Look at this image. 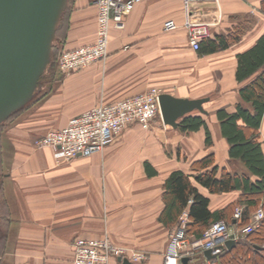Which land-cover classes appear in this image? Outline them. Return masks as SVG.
Wrapping results in <instances>:
<instances>
[{
  "label": "crops",
  "instance_id": "1",
  "mask_svg": "<svg viewBox=\"0 0 264 264\" xmlns=\"http://www.w3.org/2000/svg\"><path fill=\"white\" fill-rule=\"evenodd\" d=\"M71 15L55 43L58 51L94 40L95 0H75ZM192 17L212 24L209 40L229 34H237L238 40L212 53L193 51L185 28ZM85 18L92 22L90 35L82 32ZM167 19L175 20L179 28L164 33L162 23ZM263 33L264 0H143L121 28L111 29L104 62L70 73L61 72L58 65L47 71L31 101L0 128V264H71V242L78 237H107L115 245L149 256L143 263L128 264H163L169 234L186 216L184 212L174 225L160 219L165 208L163 185L173 171L189 175L192 185L209 199L211 212L228 209L231 229L238 228L233 213L243 205L241 191L209 193L195 182L198 172L191 166L212 153L219 170L247 174L238 160L228 157V143L215 112L224 108L233 113L242 103L238 90L256 74L238 82L237 57ZM150 87L178 98L209 97L203 105L207 114H191L205 121L212 145L205 142L204 127L185 132L177 127L167 130L166 137L175 144L165 151L154 141L161 130L135 125L145 132L136 144H126L135 132L126 131L101 153L65 163L55 161L53 149L35 146L48 131L65 126L82 112ZM259 137L264 154V113ZM190 261L206 264L208 260L198 253ZM110 264L125 263L114 258Z\"/></svg>",
  "mask_w": 264,
  "mask_h": 264
},
{
  "label": "built area",
  "instance_id": "2",
  "mask_svg": "<svg viewBox=\"0 0 264 264\" xmlns=\"http://www.w3.org/2000/svg\"><path fill=\"white\" fill-rule=\"evenodd\" d=\"M142 1L95 0L94 40L88 45L63 51L57 60L60 71L70 73L96 62H104L108 56L111 29L121 28L124 18ZM210 1L213 0H184L185 3ZM211 25L210 22L195 17L185 23L188 44L193 51H197L200 43L210 37ZM178 28L177 22L173 19H167L162 23L164 33L174 32ZM162 93L161 88L150 87L143 93L114 103L96 105L71 118L65 126L48 131L35 142V146L53 149L54 159L59 164L101 153L127 126L138 125L147 130L154 119L161 120L159 96ZM241 214L242 210L235 208L233 219L239 220ZM263 216L264 211L259 209L251 223L236 229H231L230 224L221 220L211 224L199 239L190 240L185 233L187 218L183 216L179 225L169 235L163 264H180L182 258H192L204 250L218 254L227 240H237L256 229ZM71 249V264H110L114 258L126 259L131 263H143L149 258L145 251L115 245L107 237L101 239L78 237L71 242ZM206 264L214 262L208 260Z\"/></svg>",
  "mask_w": 264,
  "mask_h": 264
},
{
  "label": "trees",
  "instance_id": "3",
  "mask_svg": "<svg viewBox=\"0 0 264 264\" xmlns=\"http://www.w3.org/2000/svg\"><path fill=\"white\" fill-rule=\"evenodd\" d=\"M68 4L57 25L51 47L50 63L40 77L37 89L45 73L52 71L55 64L57 65V62H52V57L56 49L55 43L59 40L58 32L64 17L71 12V9L68 11ZM236 40H238L237 34H229L227 37L219 36L215 40L208 38L200 43L196 52L212 53L224 50ZM63 51L65 50L58 51L57 60ZM237 60L236 79L238 82L246 81L252 75H256L239 88L242 103L235 105L233 113H228L224 108L217 109L215 113L219 121L220 133L228 143V157L238 160L247 170V174H231L226 169L219 170L214 165L212 153L194 162L191 167L198 172L194 176L195 182L207 189L209 193L241 191L240 201L243 202V208L240 219L236 220V225L244 227L249 223L251 214L264 199V154L259 140V127L264 113V33L252 48L239 54ZM27 104L13 112L0 124V128ZM201 127L205 129V142L207 145H212L210 132L201 116L190 113L182 117L177 129L185 132L197 131ZM147 174L155 175V171H148ZM163 189L165 208L160 216L161 221L165 225L177 224L179 217L186 212L185 233L190 238L199 239L203 232L215 222L224 220L228 224L231 223L228 209L210 211L209 199L200 194L198 189L192 185L189 175L181 171L171 172L164 182ZM262 207L264 208V204ZM2 241L0 233V253ZM213 262L216 264H264V216L256 229L235 240V245L231 249L221 250Z\"/></svg>",
  "mask_w": 264,
  "mask_h": 264
},
{
  "label": "water",
  "instance_id": "4",
  "mask_svg": "<svg viewBox=\"0 0 264 264\" xmlns=\"http://www.w3.org/2000/svg\"><path fill=\"white\" fill-rule=\"evenodd\" d=\"M67 4L68 0H0V124L33 98L50 63L57 25ZM208 101L209 97L188 99L162 93L161 121L176 129L179 119L194 111L207 114L203 105ZM234 245L235 240L229 239L220 249ZM216 256L211 250L203 251L206 260ZM189 259L182 258L180 264H188Z\"/></svg>",
  "mask_w": 264,
  "mask_h": 264
},
{
  "label": "rangeland",
  "instance_id": "5",
  "mask_svg": "<svg viewBox=\"0 0 264 264\" xmlns=\"http://www.w3.org/2000/svg\"><path fill=\"white\" fill-rule=\"evenodd\" d=\"M74 4H75V0H69V8H68V11H69V9H71L70 11H73V9H74ZM68 13V12H67ZM84 14V13H83ZM72 15H71V12L69 13V14H66L65 15V17H64V21L62 22V25H61V27H60V29H59V32H58V38H62V36H63V33H64V31H65V28H66V25H67V21L68 20H70V17H71ZM90 18H85V24L83 25V29H82V32L84 33V35H90L91 34V23H90ZM57 49V48H56ZM55 49V53H54V56L52 57V62L53 61H55V62H57L56 60H57V56H58V49L56 50ZM57 52V53H56ZM56 65V64H55ZM194 86V85H193ZM193 89V91H194V88H192ZM192 91V92H193ZM140 127V126H139ZM138 126H135V125H130V126H127L120 134H119V136L118 137H120L122 134H124V133H126V131H130V130H134L135 132L134 133H131L132 135L126 140V144H136L137 143V141L138 140H140L141 139V137H138V136H140V135H144L145 134V132H141V130L140 131H138L140 128H139ZM149 129H151V130H158V131H160V133H159V136H157V137H154V141L156 142V143H158L159 145H161V147L165 150V151H171V147L175 144V142H174V139L173 138H169L168 136L166 137V132H167V130L168 131H170L171 129H170V127H168V126H165V125H163L162 124V121L160 120V118H156V119H154L152 122H151V124H150V126H149ZM117 137V138H118ZM176 138V137H175ZM178 138H180V137H177L176 138V140H178ZM175 140V141H176ZM171 141H173V142H171ZM238 208H240L241 210H242V208H243V205L242 204H240V205H238L237 206ZM236 207V208H237ZM259 209H261V210H263L264 211V208L262 207V205H260L259 207H257L255 210H254V212L251 214V216H250V220H249V223H251L252 221H253V217H254V214L259 210ZM261 221H262V219H261ZM260 221V222H261ZM260 222H259V225H260ZM248 223V224H249ZM233 224L232 223H230V228H231V226H232ZM238 228H242V227H238ZM170 235V234H169ZM187 239L188 240H190V239H192V238H190L189 236H187ZM199 259V258H198ZM188 264H192V262L190 261Z\"/></svg>",
  "mask_w": 264,
  "mask_h": 264
}]
</instances>
